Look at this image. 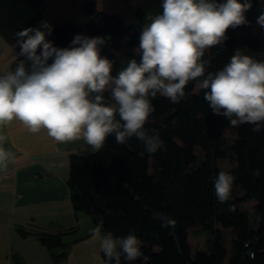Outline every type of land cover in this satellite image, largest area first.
I'll use <instances>...</instances> for the list:
<instances>
[{
    "label": "trees",
    "instance_id": "1",
    "mask_svg": "<svg viewBox=\"0 0 264 264\" xmlns=\"http://www.w3.org/2000/svg\"><path fill=\"white\" fill-rule=\"evenodd\" d=\"M28 1L36 7L42 3ZM251 2L246 23L229 28L221 44L205 50L202 59L211 62L206 73L223 68L239 43L264 54V27L257 24L264 0ZM84 10L90 15L86 23H60L46 39L66 48L77 34L102 37L105 43L100 55L113 61L114 77L129 60L139 61L135 49L141 31L154 17L145 20L137 9L138 22L127 25L116 13L98 11L93 1H87ZM196 83H188L179 103L159 95L152 100L155 111L146 127H159L161 122L167 125L160 129L164 147L156 153L141 156L143 146L135 137L119 144L110 135L101 149L70 157L67 185L73 208L86 212L95 226L102 222V234L124 237L134 233L143 242L142 256L134 264H223L228 251L227 264H264V126L259 132H253L250 124L232 127L225 117L213 114ZM105 97L109 98L108 92ZM226 133L235 137L228 146L223 145ZM196 146L204 153L198 164ZM221 170L235 176L225 203L217 200L213 187ZM242 203L251 205L259 218L256 229L250 226L248 212L240 209ZM153 212L173 218L175 227H161V221L152 218ZM190 230L205 233V251L193 247ZM40 239L50 249L62 244L61 233ZM66 254L54 256L64 259ZM102 258L100 264L105 262L103 253ZM121 264L128 262L121 257Z\"/></svg>",
    "mask_w": 264,
    "mask_h": 264
},
{
    "label": "clouds",
    "instance_id": "2",
    "mask_svg": "<svg viewBox=\"0 0 264 264\" xmlns=\"http://www.w3.org/2000/svg\"><path fill=\"white\" fill-rule=\"evenodd\" d=\"M252 6L251 0H162V13L141 31L135 49L139 61L129 60L115 77L113 61L100 55L102 37L77 34L68 47L59 48L46 39L52 34L47 21L25 28L15 34L12 46L15 58L23 59L14 71L0 74V125L18 120L32 133L44 129L59 143L83 139L95 150L110 135L119 144L135 137L143 146L141 156L154 154L164 147L160 129L167 125L146 127L155 111L152 100L159 95L179 103L188 83L196 81L214 115L232 127L250 124L259 132L264 126V61L238 50L223 68L206 73L211 62L202 59L205 50L226 39L229 28L246 23ZM257 24L264 27V12ZM234 181L229 171L216 174L213 187L220 203L230 199ZM152 218L164 228L176 224L161 212ZM102 228L101 222L90 231L104 264H121V257L134 264L142 256L143 242L134 233L115 237L102 234Z\"/></svg>",
    "mask_w": 264,
    "mask_h": 264
},
{
    "label": "crops",
    "instance_id": "3",
    "mask_svg": "<svg viewBox=\"0 0 264 264\" xmlns=\"http://www.w3.org/2000/svg\"><path fill=\"white\" fill-rule=\"evenodd\" d=\"M87 1H93L98 11L118 14L127 25L138 22L137 9L145 20L163 10L162 0H42L40 7L28 0H0V74L20 62L12 49L17 32L39 27L42 21L52 27L84 24L90 19L84 10ZM237 48L264 61V54L244 44ZM94 151L83 139L59 143L46 130L32 133L18 120L0 125V152L6 155L0 161V264L102 263L99 243L91 240L90 230L96 226L89 215L74 210L67 185L70 157ZM240 209L248 212L250 226L256 229L259 218L251 205L242 203ZM81 219L88 227L84 233H79ZM58 233L62 244L51 249L40 239ZM63 251L64 259L54 256Z\"/></svg>",
    "mask_w": 264,
    "mask_h": 264
},
{
    "label": "rangeland",
    "instance_id": "4",
    "mask_svg": "<svg viewBox=\"0 0 264 264\" xmlns=\"http://www.w3.org/2000/svg\"><path fill=\"white\" fill-rule=\"evenodd\" d=\"M234 135L232 133H226L224 135V141H223V145L224 146H228L232 141H233ZM194 154L196 156V163L198 164L199 162H201L204 159V153L202 151L201 148H199L198 146L195 147L194 149ZM196 164V166H197ZM86 212H83L84 215H88L85 214ZM88 217V216H87ZM81 229L79 233H84L86 231V229L88 228L85 224H84V220L81 219ZM189 238L190 241L193 245V247L196 250H200L199 248H204L205 242H206V235H204V233L202 232H194L192 230L189 231ZM231 252L228 251V256L226 257L225 261L223 264H227L228 260H229V256H230Z\"/></svg>",
    "mask_w": 264,
    "mask_h": 264
},
{
    "label": "built area",
    "instance_id": "5",
    "mask_svg": "<svg viewBox=\"0 0 264 264\" xmlns=\"http://www.w3.org/2000/svg\"><path fill=\"white\" fill-rule=\"evenodd\" d=\"M15 68H16V67H14V66L12 65V66H11L9 69H7L5 72H7V71H14ZM250 255L252 256V255H253V252H251Z\"/></svg>",
    "mask_w": 264,
    "mask_h": 264
}]
</instances>
